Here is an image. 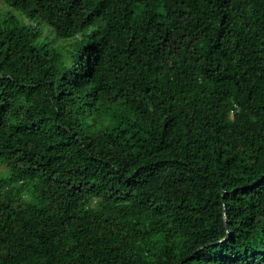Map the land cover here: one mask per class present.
I'll list each match as a JSON object with an SVG mask.
<instances>
[{
  "label": "trees",
  "instance_id": "16d2710c",
  "mask_svg": "<svg viewBox=\"0 0 264 264\" xmlns=\"http://www.w3.org/2000/svg\"><path fill=\"white\" fill-rule=\"evenodd\" d=\"M0 160V264H264V0H0Z\"/></svg>",
  "mask_w": 264,
  "mask_h": 264
},
{
  "label": "rangeland",
  "instance_id": "374dc122",
  "mask_svg": "<svg viewBox=\"0 0 264 264\" xmlns=\"http://www.w3.org/2000/svg\"><path fill=\"white\" fill-rule=\"evenodd\" d=\"M0 180L11 182V171L5 160H0Z\"/></svg>",
  "mask_w": 264,
  "mask_h": 264
},
{
  "label": "water",
  "instance_id": "95a60500",
  "mask_svg": "<svg viewBox=\"0 0 264 264\" xmlns=\"http://www.w3.org/2000/svg\"><path fill=\"white\" fill-rule=\"evenodd\" d=\"M225 219L227 220V216H225ZM228 232H229V231H228ZM200 248H202V247H200ZM200 248H199V249H200Z\"/></svg>",
  "mask_w": 264,
  "mask_h": 264
}]
</instances>
